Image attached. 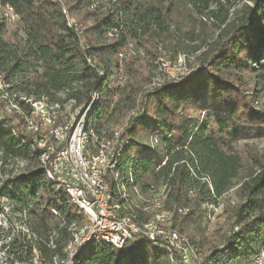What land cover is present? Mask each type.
Segmentation results:
<instances>
[{
	"label": "trees",
	"instance_id": "1",
	"mask_svg": "<svg viewBox=\"0 0 264 264\" xmlns=\"http://www.w3.org/2000/svg\"><path fill=\"white\" fill-rule=\"evenodd\" d=\"M95 1L0 0L14 16L0 12V153L31 164L11 179L12 189L0 186V197L26 214L41 255L62 254L72 238L69 228L84 215L47 178L40 165L45 149L25 122L33 101L58 105L56 124L64 123L60 111L70 103L76 118L87 109L88 153L118 134L123 147L115 169L132 178L124 182L129 199H120L126 212L145 221L152 212L139 208V196L158 197L200 264H254L264 255V145L241 152L234 144L264 138V103L256 106L253 99L264 84V0L245 4L233 17H218L222 3L208 9L211 0ZM205 9V16L194 17ZM211 18L215 35L196 56L193 75L155 83L160 49L176 60L188 52L184 41L195 40L197 24ZM10 101L20 110L13 109L16 122L5 110ZM145 134L160 144L161 154L144 143ZM232 189L236 200L220 203ZM214 208L222 221L209 230ZM73 264L175 263L161 245L142 238L120 248L92 240Z\"/></svg>",
	"mask_w": 264,
	"mask_h": 264
},
{
	"label": "bare ground",
	"instance_id": "2",
	"mask_svg": "<svg viewBox=\"0 0 264 264\" xmlns=\"http://www.w3.org/2000/svg\"><path fill=\"white\" fill-rule=\"evenodd\" d=\"M4 15H9L6 12H3ZM70 25H76L72 19H69ZM168 63V62H167ZM182 64V63H181ZM186 65V62L184 63ZM39 105V109L42 110L43 113L49 115L52 118V108L53 105L57 106L56 104H49L43 98L38 101L31 102V106ZM54 109V108H53ZM87 111V109H86ZM85 111V112H86ZM85 112L80 115L78 118V137H77V144H78V153L79 154H86L88 152V133L85 131ZM56 116V115H55ZM54 117V116H53ZM75 116H71V119L65 122L63 125L53 124V128L50 131H57L60 128H64L70 124L72 119H75ZM33 121V112H31V117L28 119L27 122ZM55 121V120H53ZM100 145V144H99ZM117 146V147H116ZM116 147V150H115ZM123 145L118 143L117 135L114 136L113 139L103 141L99 146L98 151L96 152V160H95V172L97 173V187L98 189H106L108 182L113 179L115 183V190H112L111 187V195L112 201L114 205V212L116 216L120 219L125 220L126 222H130L133 230H136L138 235H135L133 241L138 239H148L155 244H159L162 246V241L160 239H156L151 235L156 234L159 231V224L164 223L172 224V214L173 212L170 210H164L161 206V203H157L155 206V210L152 212L151 217L145 221L139 220L137 215H131L126 212V207L120 202V199H129L128 191L125 187V181L131 183L132 178L130 173L127 174V179L124 178L120 173L115 169L117 162L120 159V151ZM112 152H115L112 158L111 166H107L109 164V156ZM40 165L42 167H48L49 164V155L47 154L46 150H42L40 152ZM107 166V168H106ZM47 178L50 181H54L57 183L58 186H62L65 191L68 193L70 200L81 210L84 215V221L78 225H71L69 230L71 231L72 238L71 240L62 248V254L55 253L50 259H46L43 255H41L40 249L36 245V234L35 232L29 227L25 221L14 217L13 215H8V220L12 223L15 230H23L27 235L28 243L32 244V246H37V251H29L27 253V257L25 260L20 255H9L5 256L6 253H12V246H8L7 239H6V231L3 228H0V264H36L38 261L39 264H73V259L75 254L77 253L78 249L83 245L87 244L92 240H99L106 243L113 245L114 247L120 248L119 246V239L117 237H109L106 234H100V228H96V221L95 216L86 208L84 205L78 201L77 193L72 192L66 185L62 184V179L57 178L54 174L52 168H44ZM76 189L79 190L80 195L86 198H97V191L88 188L85 182H76ZM136 192V189H134ZM127 205V204H126ZM142 211H148V207L144 206L140 208ZM184 209H179V213H183ZM53 213L57 216L58 213L53 211ZM137 213V212H136ZM85 232H89L85 238L82 240V245L79 246V242L83 237ZM182 239V246L187 249L188 259L187 264H192L199 259V255L194 248V246L189 242L184 234ZM47 246L51 249H55V245L52 241L47 243ZM166 249V248H164ZM167 255L172 261V255L170 250H167ZM72 253L73 257H72ZM199 263V262H198Z\"/></svg>",
	"mask_w": 264,
	"mask_h": 264
},
{
	"label": "built area",
	"instance_id": "3",
	"mask_svg": "<svg viewBox=\"0 0 264 264\" xmlns=\"http://www.w3.org/2000/svg\"><path fill=\"white\" fill-rule=\"evenodd\" d=\"M0 12H6L14 18L12 9L8 5L0 6ZM73 27L77 29V26ZM30 111L33 112V121L25 122V129L36 134L34 136L36 145L41 149H45L49 155L48 167L41 168H52L56 177L62 179V184L66 185L70 191L77 193L78 201L95 216L96 228H100V234L117 237L119 246H123L128 241H133L135 235L139 233L132 229L130 222L116 216L111 195V182H108L106 189H98L97 187L96 151L93 153L86 152V154L78 153V117L80 115L72 119L66 127L57 131H48L47 123L52 122L54 118H50L48 114L43 113L39 109V105L31 106ZM98 149L99 144L96 146V150ZM114 154L115 152H112L109 156L107 166H111ZM76 182H85L88 188L96 190L97 198H86L80 195L79 190L76 189ZM185 211L183 210V213ZM158 224L159 231L151 236L160 239L162 247L170 250L172 263L187 264L188 254L187 249L182 246V239H184L182 232L177 231L172 224H166V222ZM0 228L6 231L8 246H12V253H6L5 256L20 255L25 260L29 251H37V246L28 243L25 231L15 230L10 220H8V210L4 204H1V200ZM88 233L83 234L78 247L82 245V240ZM253 262L254 264H262L261 258H255ZM36 264H39V262L37 261Z\"/></svg>",
	"mask_w": 264,
	"mask_h": 264
},
{
	"label": "rangeland",
	"instance_id": "4",
	"mask_svg": "<svg viewBox=\"0 0 264 264\" xmlns=\"http://www.w3.org/2000/svg\"><path fill=\"white\" fill-rule=\"evenodd\" d=\"M253 0H211L210 3V7L208 9H216L218 6V3H222V10L218 12V17L223 16L225 13H228L229 17H233L236 13H239L242 11V9L245 7V4H250ZM101 3H105V0H98V2L95 1L94 5L98 4L101 5ZM205 9L203 10L204 12L201 13V15L197 16L196 13H194V17L197 19L202 15H206L207 14V10ZM13 19V18H11ZM73 19V18H72ZM74 21V19H73ZM215 21L214 18L211 19H206L203 23H198L196 26V36H195V40L193 41H189L186 40L184 41L185 45L190 46V48L188 47V52L186 50L183 51V53H180V55H178L176 62L174 63V61L171 60V54L170 52H168L167 50H163L160 49L159 51V57H161L159 59L160 64H159V70L158 72L155 74L154 77V82L155 83H159L160 81H162L161 83H163L166 80H171L173 82H179L181 80H184L186 78H189L193 75L194 71L197 68L198 65V61L196 60V56L201 53L203 51V46L204 44L210 40L214 35H215V31H216V26H214L213 22ZM14 24H10L8 27L9 31H12L14 29ZM141 64L144 67V62L143 59H140ZM168 62V63H167ZM186 62V65L184 64ZM174 63V64H173ZM182 63V64H181ZM166 66V67H164ZM145 68V67H144ZM150 85L153 86V82L150 83ZM2 87V83L0 81V88ZM149 87V85H148ZM254 99V104L256 106H259L260 104L264 103V84H260L258 86V92L255 94V96L253 97ZM12 100V99H11ZM17 107L13 101H10V103L7 105V107L5 108L6 112L10 115V113L12 114V120L14 122L17 121V117H14L13 114V109H15L16 111L20 112L19 108H15ZM54 108V109H53ZM51 114L54 113V110L58 108L57 106L53 105ZM73 110L71 111L70 109V103H66V106L64 107V110H61L60 113L62 115V120L65 122L69 121L71 119V116H75V113L77 112V110H75V113H72ZM70 114V115H69ZM66 115V117H65ZM69 117V118H68ZM52 118L53 117L52 115ZM67 118V119H65ZM55 123V121L52 122H48L47 123V130L50 131L53 128V124ZM62 124H58V125H63ZM56 124V123H55ZM45 128V127H44ZM118 135V134H117ZM144 143L147 144H153L154 148L156 149V151L158 153L161 154L162 152V148L160 146V144L156 143L153 140H151L150 138H148V135H144L143 139ZM264 145V138L261 139H257V138H250V139H243L238 141L237 143L234 144L235 148L239 151L242 152V150L246 149V148H256V149H260L262 146ZM31 167V164H29L27 161L22 160V159H18V158H7V159H3L2 155L0 153V186L3 185L5 187V190H10L13 188V182H11V179H13V177L16 174L22 173L25 170L29 169ZM134 191V190H133ZM134 193H138L137 190L136 192L134 191ZM130 194V190L128 191V195ZM139 199L142 201V205L139 206V208H143L144 206L148 207V211L153 212L155 210V206L156 204L160 202V200L158 199V197L155 198H144L143 196H139ZM1 200V204H4V206L7 208L8 210V215H13L14 217L21 219L23 221H25V223H27L29 225V221L27 219V216L25 213H20L16 206L13 205V203H11V201L5 197H0ZM236 200V196L234 193V190H229L221 199L220 203L226 205V204H231ZM32 202H35V200H33ZM33 204V203H32ZM162 205V203H161ZM32 205H30L29 207L31 208ZM215 212L214 214H208L207 217L209 220L208 222H206L208 229L210 230L212 227L219 225L218 223H220L222 221V217L218 216L217 212V208H214ZM30 227V225H29ZM185 236L186 234L183 233ZM52 236V235H51ZM199 259L192 263V264H199L198 262H200V255L198 256ZM256 258H261V263H264V255H260L259 257ZM240 264H246V263H240Z\"/></svg>",
	"mask_w": 264,
	"mask_h": 264
}]
</instances>
